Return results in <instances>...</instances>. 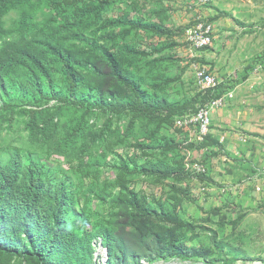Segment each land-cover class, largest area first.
Returning a JSON list of instances; mask_svg holds the SVG:
<instances>
[{"label": "trees", "instance_id": "trees-1", "mask_svg": "<svg viewBox=\"0 0 264 264\" xmlns=\"http://www.w3.org/2000/svg\"><path fill=\"white\" fill-rule=\"evenodd\" d=\"M164 2L0 0V264H104L100 245L105 264L262 259L237 244L245 236L255 242L253 233H237L251 207L239 203L245 210L227 214L223 208L237 201L200 206L196 217L182 208L183 197L195 201L178 183L193 172L185 151L205 150L199 162L208 167L230 154L212 126L199 142L176 121L243 78L189 96L188 66L175 49L197 20L170 27L174 10ZM215 11L202 21L233 17ZM235 23L243 33L257 29ZM259 25L264 33V18ZM257 63L264 66L254 57ZM208 167L194 172L205 184L212 182ZM138 180L174 183L161 202L136 188ZM211 222L217 227L204 225Z\"/></svg>", "mask_w": 264, "mask_h": 264}, {"label": "rangeland", "instance_id": "rangeland-1", "mask_svg": "<svg viewBox=\"0 0 264 264\" xmlns=\"http://www.w3.org/2000/svg\"><path fill=\"white\" fill-rule=\"evenodd\" d=\"M164 5H170L173 8V15L171 17V21L168 23L170 27H180L190 24L195 20L197 16L201 18L207 19L212 14H215L216 11L213 6H218L221 10L229 12L232 14L231 17H221L218 21H216L213 25L214 29V41L211 46H213V51H198V49L194 48L191 44L186 42L185 38L182 36L178 38L179 42H185L184 44L178 46L175 49V52L178 57L181 58L180 65L188 66L186 69L183 78L185 80V88L189 91V96L194 95L196 92H199L202 88L197 83L196 72L200 66H204L209 72L213 73L217 84H222L223 78H234L240 73V68L244 62V59L248 56L246 54L249 53L247 49L250 50L251 46L249 42L253 38V35L247 33L249 35H243L244 29L236 24L237 20H240L245 25L255 24L261 18H263L264 13L261 12V1L259 0V9L257 7V3L250 0H210L209 4L201 5L197 0H164ZM188 1V2H187ZM258 2V1H257ZM189 6L193 8L189 9ZM257 24V23H256ZM248 28V27H247ZM256 33V32H255ZM245 34V33H244ZM264 34V33H263ZM262 35L258 36V40L262 39ZM157 40V39H156ZM182 42V43H183ZM252 48H254L252 46ZM256 48V47H255ZM245 53V55H243ZM206 59L214 61L213 68H209L206 65H202L200 60ZM211 69V70H210ZM219 77V78H218ZM196 85H195V83ZM240 86L234 91H229L226 99L229 97V101L225 107L222 106L215 108L210 113V126L214 129L215 134L218 135L221 142L224 144V148L233 154L238 155L240 152H237V143L236 141L243 140L241 139L240 133L244 130L242 125L240 124V96L241 90ZM203 90V89H202ZM231 94V95H230ZM179 96L181 94L179 93ZM227 102V101H226ZM190 139V138H189ZM228 139V140H227ZM185 154H188L191 158L190 168L192 165L198 163L199 161L205 160L207 157V153L205 150H187ZM187 156V155H186ZM204 159V160H203ZM214 160V164H217L220 159L219 157L212 159ZM211 160V161H212ZM210 161V162H211ZM209 162V164H211ZM207 169L206 163H204ZM211 174V172L209 171ZM192 172V176L184 179L181 182H178L183 188L187 189L188 192L195 199L194 202L190 203L187 198H182V208L186 210L188 216L196 217L198 211H201L199 207L203 210H207L209 207H213L214 205L223 204L225 205L229 201L234 202L236 199L235 193H229L227 190L223 191L222 187L216 185L214 193V197L205 196L206 191L201 190L203 185L206 187L207 184L203 183L197 175H194ZM219 176V175H218ZM220 177V176H219ZM217 178V175H216ZM212 179V178H211ZM215 182L217 180L212 179L211 185L215 186ZM174 181L168 180L165 184H151L148 181L138 180L135 184V187L144 191L146 193H151L155 195L158 199L161 198V202L164 201L167 193V189ZM227 184V183H226ZM166 185V189H164ZM218 186V187H217ZM209 189V188H208ZM166 191V192H165ZM209 192V191H208ZM230 196V198H228ZM256 198V195H254ZM239 203L235 202L232 205L228 204V207H224L223 211L227 214L235 213L238 214L240 211L249 209V207H245V209L241 208ZM238 204V205H237ZM242 204V203H241ZM243 205V204H242ZM231 207V209H229ZM251 206L250 213L245 219L242 220L238 232H243L244 235H249L253 233L254 241H247L248 237L245 236L244 244H240L237 241V244L240 245L245 253L249 256H258L261 255L264 260V203H260L259 209ZM206 217L203 215L202 218ZM207 217H211L214 220H217L219 216H215L213 214L207 215ZM212 223V222H211ZM205 226H211L216 228L217 225L212 223H205ZM235 244V243H234ZM236 245V244H235ZM255 260V261H247L243 262L237 261L236 264H264L263 260ZM262 262V263H261ZM189 264V262H185ZM180 263V264H185ZM196 264H205L203 262H199Z\"/></svg>", "mask_w": 264, "mask_h": 264}, {"label": "crops", "instance_id": "crops-1", "mask_svg": "<svg viewBox=\"0 0 264 264\" xmlns=\"http://www.w3.org/2000/svg\"><path fill=\"white\" fill-rule=\"evenodd\" d=\"M196 1L197 0H195V2ZM256 3L258 7L256 9H259V2ZM190 8L193 7L189 6V9ZM213 8L215 9V6H213ZM256 23V33L253 32L254 35L250 33V35H253V38L249 42L251 48L250 50L247 49L249 53L246 55L248 56L244 59L240 68V73L243 79L231 90L234 91L237 86H240L241 88L240 124L244 130L240 133L241 139L243 140L236 141L237 152L239 151L240 153L236 155L230 152L229 156L227 155V157H223L217 164H214V160L211 161L209 167L207 166L208 173L210 171L211 174L209 173V175L212 179L217 180V182H215V186L214 184L213 186L211 184H207L209 192H206L207 195H205L214 197L216 185L221 186L226 183H240L242 184L240 189L231 187V193L236 194V199L233 201L241 202L245 207L253 206L254 208L259 207L260 203L264 200V187L263 193L255 191V185L263 183L262 181L264 180V66L258 63L256 65H251L254 57L257 61H259V63L264 60V34L260 31L263 30V27L259 25V21ZM242 28L244 29V27ZM246 34L247 33H243L242 36ZM259 35L263 36L261 40H258ZM252 46L254 48H252ZM243 55H245V53ZM208 67L213 68L212 64ZM245 69H248V71ZM246 72H248V75H246ZM225 84L226 86H229L232 82L225 80ZM226 97L223 107H225L230 100L229 97L227 99ZM213 129H211V132H214ZM225 152L229 154L226 149ZM248 177L251 178L252 181H245ZM239 179L241 181H239ZM223 188L227 187L223 186L222 189ZM166 191L169 193V188ZM254 195H256V198ZM228 198H230V196Z\"/></svg>", "mask_w": 264, "mask_h": 264}, {"label": "built area", "instance_id": "built-area-1", "mask_svg": "<svg viewBox=\"0 0 264 264\" xmlns=\"http://www.w3.org/2000/svg\"><path fill=\"white\" fill-rule=\"evenodd\" d=\"M198 1L201 5L208 4L210 2V0ZM195 19L197 20V22H195L193 25H191L185 30L183 37L185 38L186 42L191 44L196 49L211 46L214 41L213 25L202 21V18L200 16H197ZM196 76L197 83L202 89L215 88L217 85V81L214 74L209 72L204 66H200L197 69ZM226 96L227 95H224L223 97L213 99L207 106H202L197 111V113H195V115L186 116L184 118L178 119L176 121L177 127L184 131L190 130V134L193 138H195L199 142L203 141L204 137L208 133H210V113L215 108L222 107L225 104ZM191 168L192 171L195 173L206 174L207 172L206 166L201 162L192 165ZM262 182L263 183L261 184L255 185L256 192L263 191L264 180ZM237 187L239 188H234L240 189L242 187V184ZM229 189L230 188H223V191H228ZM201 190L206 192L209 191L208 187H206L205 185H203Z\"/></svg>", "mask_w": 264, "mask_h": 264}, {"label": "water", "instance_id": "water-1", "mask_svg": "<svg viewBox=\"0 0 264 264\" xmlns=\"http://www.w3.org/2000/svg\"><path fill=\"white\" fill-rule=\"evenodd\" d=\"M101 254L102 255V258H103V262L105 264L106 260H107V250L105 248L102 247V245L99 246L97 252H96V255H99ZM172 264H180L178 262H173Z\"/></svg>", "mask_w": 264, "mask_h": 264}]
</instances>
